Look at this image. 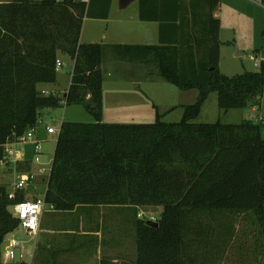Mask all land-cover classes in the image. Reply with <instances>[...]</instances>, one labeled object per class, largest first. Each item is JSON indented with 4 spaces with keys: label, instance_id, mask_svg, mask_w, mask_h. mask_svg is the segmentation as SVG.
<instances>
[{
    "label": "trees",
    "instance_id": "1",
    "mask_svg": "<svg viewBox=\"0 0 264 264\" xmlns=\"http://www.w3.org/2000/svg\"><path fill=\"white\" fill-rule=\"evenodd\" d=\"M181 1L138 0L139 18L158 22L157 42L109 45L118 59L152 62L166 81L198 90L179 121L157 114L150 123L102 119L106 45L79 38L83 18H107L112 0L0 1V143L39 125L43 109L82 104L94 120H62L56 135L45 191L56 210L160 207L157 226L136 215V256L126 264H264L263 123L193 121L211 92L222 109L258 106L264 59L255 71L221 73L219 0H191V18ZM61 54L72 60L68 89L43 94L38 85L56 81ZM8 192L0 184V264H27L1 260L18 225L11 206L28 195L19 190L11 200ZM240 220L251 224L245 244L234 239Z\"/></svg>",
    "mask_w": 264,
    "mask_h": 264
},
{
    "label": "rangeland",
    "instance_id": "2",
    "mask_svg": "<svg viewBox=\"0 0 264 264\" xmlns=\"http://www.w3.org/2000/svg\"><path fill=\"white\" fill-rule=\"evenodd\" d=\"M7 1V0H0ZM220 19L219 32V59L218 69L221 73L231 76L243 71H255L257 65L264 59V5L260 0H219L215 10ZM150 22L139 18V8L136 1L129 3L125 8H119L117 0H113L109 15L106 19L84 17L80 32V42H100L106 45L102 66V112L103 121L115 123H150L156 120L157 114L165 122L179 121L182 117L183 106L196 101L197 89H181L162 78L152 62H135L129 59H118L109 45L112 43H142L146 36ZM59 59L62 66L57 69L56 81L40 83L39 89L48 92H57L60 95L66 90L70 82L72 60L68 55L61 54ZM41 117L55 128L62 120L92 122L93 116L82 104H64L52 109H43ZM40 117V118H41ZM244 119L262 122V136L264 137V93L260 104L247 105L243 108L222 109L217 104V93L211 92L202 103L199 115L195 122L239 123ZM40 128V126H38ZM54 134H49V140L42 142L44 162L53 156L55 146ZM27 145L23 146L26 150ZM12 164L9 165L11 170ZM36 168V166H34ZM13 174L3 171L0 165V184L9 187ZM44 184L38 180L35 187L28 189L29 195L41 194ZM161 208L155 206L130 207L122 211L116 220L124 223L123 230L127 233L126 239L135 238L134 222L136 215L141 214L143 219L159 217ZM48 213H44L46 217ZM107 220V217L103 216ZM121 223V224H122ZM250 222L240 220L236 224L234 239H252L249 235ZM15 235L21 239H30L25 243L27 250L33 246L31 235L24 234L18 229ZM135 242V240H134ZM251 241H248L250 244ZM234 246H237L234 243ZM136 248V247H135ZM136 250V249H135ZM131 257L135 253L130 249ZM236 256L231 251L229 257ZM244 256V255H243ZM237 257V256H236ZM27 264L29 258L25 259ZM248 261L252 262L248 256ZM220 264V263H219ZM223 264H238L231 261Z\"/></svg>",
    "mask_w": 264,
    "mask_h": 264
},
{
    "label": "crops",
    "instance_id": "3",
    "mask_svg": "<svg viewBox=\"0 0 264 264\" xmlns=\"http://www.w3.org/2000/svg\"><path fill=\"white\" fill-rule=\"evenodd\" d=\"M135 1L139 8L138 0ZM112 3L113 0L111 6ZM190 3L191 0L181 1L183 9L184 7L188 9L186 14L189 18H191ZM214 16H217L216 12H214ZM149 22L150 25L147 26V29L152 27L155 30L157 42L158 22ZM142 43H145V36H143ZM44 121L39 125L40 128L37 127L36 136L42 142H47L49 133H45L46 123ZM31 150L32 145L30 144L24 150L29 159L31 158ZM34 166L29 161L26 166L20 167V170L34 168ZM1 169L13 174L9 167L1 166ZM12 181L13 177L9 182V187H7L9 191L12 189ZM130 207L129 205H80L69 211L56 209L46 211L45 214H48L46 217L43 214L37 235L31 236L34 240L33 246L29 251L26 248V256L29 258V262L32 264H126L127 261L134 260L136 256L135 239H126L127 233L123 230L124 223L119 222V225L117 221H113L121 215L122 211ZM102 215L107 217V220ZM23 233L27 234L24 231ZM23 240L25 243L30 241V239ZM132 248L135 253L134 257L129 255Z\"/></svg>",
    "mask_w": 264,
    "mask_h": 264
},
{
    "label": "built area",
    "instance_id": "4",
    "mask_svg": "<svg viewBox=\"0 0 264 264\" xmlns=\"http://www.w3.org/2000/svg\"><path fill=\"white\" fill-rule=\"evenodd\" d=\"M62 1V0H56ZM88 2L89 0H75ZM258 64V61L256 62ZM56 69L62 66L61 60L58 58L55 62ZM41 93L47 94L48 91L42 89ZM64 103V101H63ZM43 122L40 118L39 125ZM45 133L57 135L59 127L55 128L51 124L44 121ZM34 126L25 131L22 135L12 140H6L0 143V165L9 167L12 164L13 181L11 190L8 192L7 197L11 200L15 199L16 192L23 189H30L36 186L38 180L44 184V189L41 194L27 195L24 199L16 201L11 206L13 216L17 219L18 225L14 231L9 233L3 242L1 250V260L3 263L24 261L26 256L25 240L15 235L18 229L35 237L39 231L40 221L46 211L54 210L55 207L52 203L45 200V191L48 177L51 170L52 158L44 162L42 160L43 149L41 140L36 136L37 127ZM32 145L31 158L27 157L26 151L23 146ZM31 161L36 168H26L20 170V167L26 166ZM22 165V166H20ZM141 217V214H138ZM148 220L156 221L154 216L148 217Z\"/></svg>",
    "mask_w": 264,
    "mask_h": 264
},
{
    "label": "water",
    "instance_id": "5",
    "mask_svg": "<svg viewBox=\"0 0 264 264\" xmlns=\"http://www.w3.org/2000/svg\"><path fill=\"white\" fill-rule=\"evenodd\" d=\"M135 0H117L119 8H125L129 3L133 2ZM156 42L155 37V30L151 27L147 30L146 36H145V43L146 44H152ZM147 224L157 226L158 222L154 220H147Z\"/></svg>",
    "mask_w": 264,
    "mask_h": 264
}]
</instances>
